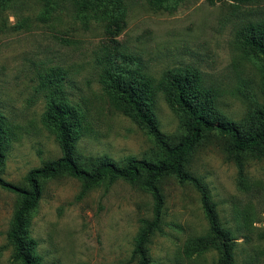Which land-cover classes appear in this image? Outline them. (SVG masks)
I'll list each match as a JSON object with an SVG mask.
<instances>
[{
	"label": "rangeland",
	"instance_id": "1",
	"mask_svg": "<svg viewBox=\"0 0 264 264\" xmlns=\"http://www.w3.org/2000/svg\"><path fill=\"white\" fill-rule=\"evenodd\" d=\"M124 11L115 24L110 10ZM103 11L79 0H10L0 6V115L7 117L3 178L26 185L27 172L60 156L55 134L45 125L41 75L60 69L65 99L85 114L77 151L84 156L149 158L151 136L114 110L100 82L106 59L125 58L134 68L160 79L170 68L200 70L214 88L219 108L242 120L264 104V73L238 43V30L264 21V0H182L174 9H156L147 0H119ZM156 112L164 132H184L180 118L159 94ZM226 140L212 134L188 158L202 177L218 213L236 237L237 264H264V155L242 156L243 174L226 152ZM163 224L148 244L152 264H216L218 251L190 248L209 234L199 192L176 176L161 180ZM71 176L44 181L31 214L43 264H135L130 253L141 219L152 217V198L139 184L102 183L84 195ZM18 196L0 188V264L13 261L7 232Z\"/></svg>",
	"mask_w": 264,
	"mask_h": 264
},
{
	"label": "trees",
	"instance_id": "2",
	"mask_svg": "<svg viewBox=\"0 0 264 264\" xmlns=\"http://www.w3.org/2000/svg\"><path fill=\"white\" fill-rule=\"evenodd\" d=\"M9 1L0 0V6L4 7ZM147 1L159 10L174 9L182 0ZM233 1L249 3L255 0ZM79 2L84 8L97 12L103 11L101 8H107L109 3L117 5L119 0ZM110 11L107 17L119 24L124 11ZM103 12L107 13L106 10ZM237 37L244 52L260 64L264 73V21L243 25ZM125 58L108 57L100 82L110 106L146 130L153 139L156 151L149 158L127 156L115 161L106 155L84 156L79 153L77 144L85 133V114L63 96L65 76L57 69L41 75L38 90L42 91L46 100L43 121L55 134L61 154L30 169L25 176L26 185L16 184L3 178L6 148L11 135L7 117L0 115V188L18 196L7 232L13 247V261L18 264H43V256L37 250L38 240L32 234L30 217L41 198L44 181L71 176L82 183L79 196L102 183L110 185L120 179L139 184L150 194L152 217L141 219L130 261L152 264L148 244L157 232H161L164 221L165 198L161 180L176 176L181 183H189L199 192L201 207L209 223V234L194 239L189 249L207 251L213 248L218 251L216 264H237L235 234L222 221L204 179L189 169L188 158L199 143L216 134L226 140L227 155L236 162L242 175L244 154L264 155V104L254 105L244 119L235 120L219 108L216 90L207 88L200 70L170 68L160 79H156L140 68L132 67ZM159 94L180 118L184 132L178 137L168 135L161 127L156 112Z\"/></svg>",
	"mask_w": 264,
	"mask_h": 264
}]
</instances>
